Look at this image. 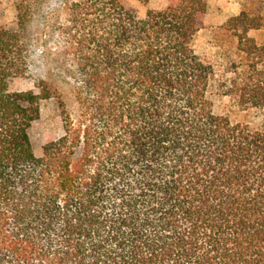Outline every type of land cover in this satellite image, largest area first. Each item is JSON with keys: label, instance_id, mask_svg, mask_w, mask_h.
Listing matches in <instances>:
<instances>
[{"label": "trees", "instance_id": "16d2710c", "mask_svg": "<svg viewBox=\"0 0 264 264\" xmlns=\"http://www.w3.org/2000/svg\"><path fill=\"white\" fill-rule=\"evenodd\" d=\"M12 2L0 264H264V42L249 34L264 13L215 28L233 51L222 64L197 51L208 0H167L144 19L128 0H49L43 18L48 0ZM40 43L62 83L11 90ZM215 93L260 122L217 114ZM50 100L63 130L37 155L31 129Z\"/></svg>", "mask_w": 264, "mask_h": 264}, {"label": "rangeland", "instance_id": "374dc122", "mask_svg": "<svg viewBox=\"0 0 264 264\" xmlns=\"http://www.w3.org/2000/svg\"><path fill=\"white\" fill-rule=\"evenodd\" d=\"M136 9L139 18L144 19L149 10H162L168 2L167 0H128ZM241 11L250 13H264V0H211L210 10L206 14V28L200 32L197 41V51L205 60H218L222 64L226 63L233 51L230 50V42L226 36L221 37V33H214L215 28L220 26L225 20ZM16 15L12 0H0V25L15 28ZM250 36L255 37L259 42H264V31L252 30ZM220 35V36H219ZM217 43V47H214ZM40 43L36 45L32 65L29 74L16 77L10 82V89L13 91L35 89L36 81L47 76L51 81L60 85L63 81L62 75L57 70L54 57L49 56L43 50ZM225 68V67H224ZM222 67L221 73L224 71ZM70 89L66 90L67 100L71 106ZM214 110L217 114L228 117L233 122H251L257 124L260 117L251 109H241L229 96L213 94ZM62 119L60 110L54 100L45 101L42 106L41 117L34 122L31 129V137L34 151L41 155L44 144L59 136L62 133Z\"/></svg>", "mask_w": 264, "mask_h": 264}, {"label": "clouds", "instance_id": "9594fccd", "mask_svg": "<svg viewBox=\"0 0 264 264\" xmlns=\"http://www.w3.org/2000/svg\"><path fill=\"white\" fill-rule=\"evenodd\" d=\"M51 8V4L48 0V4H47V9H45V7L42 5L40 8V15L41 18H43L44 16H46L49 13V9Z\"/></svg>", "mask_w": 264, "mask_h": 264}, {"label": "crops", "instance_id": "0c3cea01", "mask_svg": "<svg viewBox=\"0 0 264 264\" xmlns=\"http://www.w3.org/2000/svg\"><path fill=\"white\" fill-rule=\"evenodd\" d=\"M210 6H211V0H208V10H207V12L210 10ZM166 7H167V6H166ZM166 7H165V8H166ZM165 8H164V9H165ZM206 14H207V13H206ZM238 14H239V13H238ZM235 15H237V14H235ZM233 16H234V15H233ZM205 18H206V15H205ZM225 21H226V20H225ZM225 21H224V22H225ZM224 22H223V23H224ZM223 23H222V24H223ZM205 24H206V21H205ZM222 24H221V25H222Z\"/></svg>", "mask_w": 264, "mask_h": 264}]
</instances>
